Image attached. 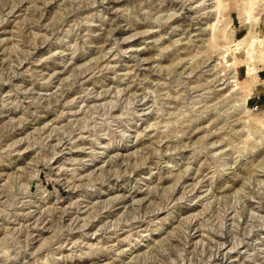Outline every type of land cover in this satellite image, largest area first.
Masks as SVG:
<instances>
[{
  "label": "rangeland",
  "instance_id": "374dc122",
  "mask_svg": "<svg viewBox=\"0 0 264 264\" xmlns=\"http://www.w3.org/2000/svg\"><path fill=\"white\" fill-rule=\"evenodd\" d=\"M201 1L0 0V264H264V0Z\"/></svg>",
  "mask_w": 264,
  "mask_h": 264
},
{
  "label": "bare ground",
  "instance_id": "6f19581e",
  "mask_svg": "<svg viewBox=\"0 0 264 264\" xmlns=\"http://www.w3.org/2000/svg\"><path fill=\"white\" fill-rule=\"evenodd\" d=\"M200 1H201V0H200ZM204 1H206V0H202L201 2H204ZM209 11H210V10H209ZM248 11H249V9H248ZM248 11H247V12H248ZM177 28H178V27H177ZM224 52H225L226 54H228V51H227V50H225ZM225 53H224V54H225ZM218 59H219V62H221L222 60L225 61V59H224V55H223V57H220V58H218ZM219 62H216V63H214V64L216 65V64H218ZM232 73H233V74H232ZM232 73H231L232 75L229 76V78H233V77H234V74H235V73H234V72H232ZM228 74H229V73H228ZM239 105H241V104H239ZM83 206H84V205H83Z\"/></svg>",
  "mask_w": 264,
  "mask_h": 264
},
{
  "label": "crops",
  "instance_id": "0c3cea01",
  "mask_svg": "<svg viewBox=\"0 0 264 264\" xmlns=\"http://www.w3.org/2000/svg\"><path fill=\"white\" fill-rule=\"evenodd\" d=\"M262 70V69H259V71Z\"/></svg>",
  "mask_w": 264,
  "mask_h": 264
}]
</instances>
